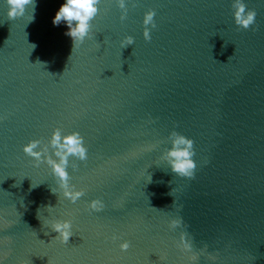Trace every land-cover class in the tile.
<instances>
[{
	"label": "water",
	"instance_id": "water-1",
	"mask_svg": "<svg viewBox=\"0 0 264 264\" xmlns=\"http://www.w3.org/2000/svg\"><path fill=\"white\" fill-rule=\"evenodd\" d=\"M63 2L36 0L31 20V5L9 18L0 0L3 264H193L177 246L183 232L198 264H264V0H244L257 12L247 29L234 0H128L123 21L116 0H102L75 47L52 23ZM57 127L79 131L89 149L70 161L85 189L76 203L53 193L50 166L23 150ZM172 130L194 141V177L163 159ZM97 197L100 212L88 208ZM56 218L73 220L67 244L55 239Z\"/></svg>",
	"mask_w": 264,
	"mask_h": 264
},
{
	"label": "clouds",
	"instance_id": "clouds-1",
	"mask_svg": "<svg viewBox=\"0 0 264 264\" xmlns=\"http://www.w3.org/2000/svg\"><path fill=\"white\" fill-rule=\"evenodd\" d=\"M102 0H64L56 15L53 17L54 26H60L62 23L66 25L65 35L72 38L74 47L77 44H83L86 39L92 35L93 20L98 15ZM119 8L122 9L121 20H125L128 14V0H116ZM7 15L9 18L24 16L29 5L32 7V19L35 13L36 0H6ZM234 17L235 22L242 28H249L256 22L257 12L248 9L244 0H234ZM156 10L149 9L144 13V37L146 40L152 39V29L156 27L155 23ZM122 46L135 43V37L128 35L121 41ZM32 48L36 45L33 44ZM171 146L163 153L165 159L171 168V171L182 177H194L197 168L195 157L194 141L192 138L172 130L169 134ZM23 150L29 156L35 158L34 163L39 166L42 162H46L51 169L52 174L56 178L57 188H51L53 193L62 191L65 198L72 203H76L85 195V189L77 187L72 182V173L69 170L71 158L75 157L80 161H87L89 149L85 143L84 137L79 131L64 133L57 127L52 132L50 139L45 143L40 139H32L24 145ZM76 165H72V169H76ZM59 191H58V190ZM51 207V206H49ZM88 208L94 212L103 211L105 202L102 198L97 197L88 203ZM183 224L181 217L171 219L169 227L176 229ZM51 229L58 233L55 239L67 244L70 237L74 235L73 220L70 218H56L50 221ZM120 239L115 234L112 237ZM185 252L192 253L193 264H198L199 254L193 251V245L188 238V233H181L180 240L177 245ZM119 247L126 251L131 247V241L122 239ZM0 264L3 261L0 260Z\"/></svg>",
	"mask_w": 264,
	"mask_h": 264
}]
</instances>
